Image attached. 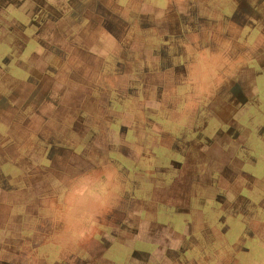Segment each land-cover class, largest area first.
Instances as JSON below:
<instances>
[{
    "label": "rangeland",
    "instance_id": "obj_1",
    "mask_svg": "<svg viewBox=\"0 0 264 264\" xmlns=\"http://www.w3.org/2000/svg\"><path fill=\"white\" fill-rule=\"evenodd\" d=\"M0 264H264V0H0Z\"/></svg>",
    "mask_w": 264,
    "mask_h": 264
}]
</instances>
